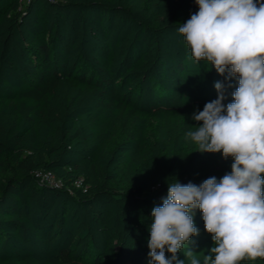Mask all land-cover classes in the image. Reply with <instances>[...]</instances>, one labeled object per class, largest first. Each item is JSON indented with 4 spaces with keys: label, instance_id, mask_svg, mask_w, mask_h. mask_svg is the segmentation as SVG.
I'll return each mask as SVG.
<instances>
[{
    "label": "trees",
    "instance_id": "trees-1",
    "mask_svg": "<svg viewBox=\"0 0 264 264\" xmlns=\"http://www.w3.org/2000/svg\"><path fill=\"white\" fill-rule=\"evenodd\" d=\"M197 11L195 0H0V264H149L168 184L231 171L185 139L215 82L225 105L238 86L191 57L178 29ZM194 221L203 264L214 243L199 210Z\"/></svg>",
    "mask_w": 264,
    "mask_h": 264
},
{
    "label": "clouds",
    "instance_id": "clouds-1",
    "mask_svg": "<svg viewBox=\"0 0 264 264\" xmlns=\"http://www.w3.org/2000/svg\"><path fill=\"white\" fill-rule=\"evenodd\" d=\"M198 11L181 23L194 61L238 86L226 105V85L217 81V98L194 113L198 122L185 139L201 153L232 159L231 171L201 184H168L167 197L151 211L149 264H200L190 247L198 236L199 210L214 246L203 264H240L264 258V0H195ZM227 87H231L229 83Z\"/></svg>",
    "mask_w": 264,
    "mask_h": 264
},
{
    "label": "built area",
    "instance_id": "built-area-1",
    "mask_svg": "<svg viewBox=\"0 0 264 264\" xmlns=\"http://www.w3.org/2000/svg\"><path fill=\"white\" fill-rule=\"evenodd\" d=\"M36 175L40 178L41 181L47 184L49 183V185L60 186L62 184L60 179L56 178L50 170H45V169L37 170ZM75 184L77 186L80 185V180L79 179L76 180Z\"/></svg>",
    "mask_w": 264,
    "mask_h": 264
},
{
    "label": "rangeland",
    "instance_id": "rangeland-1",
    "mask_svg": "<svg viewBox=\"0 0 264 264\" xmlns=\"http://www.w3.org/2000/svg\"><path fill=\"white\" fill-rule=\"evenodd\" d=\"M155 127H156V123L154 122V121H150V125H149V134H150V136H152V134H153V132H154V130H155Z\"/></svg>",
    "mask_w": 264,
    "mask_h": 264
}]
</instances>
